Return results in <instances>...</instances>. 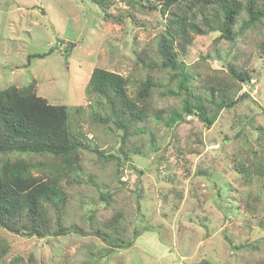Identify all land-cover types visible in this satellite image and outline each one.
<instances>
[{
	"label": "rangeland",
	"instance_id": "obj_1",
	"mask_svg": "<svg viewBox=\"0 0 264 264\" xmlns=\"http://www.w3.org/2000/svg\"><path fill=\"white\" fill-rule=\"evenodd\" d=\"M110 1L102 9L89 0H0V89L33 81L37 96L66 107L71 132L89 148L81 151L82 171L73 175L78 182L61 183L68 232L25 238L0 229V264H254L264 257V191L260 182H241L233 161L248 146L264 144L258 140L261 128L264 136V59L254 54L255 30L241 31L233 43L198 35L183 57L199 71L225 70L237 60L250 72L235 96L245 97L222 110L209 129L188 116L172 131L158 126L138 133L143 126L134 125L122 143L112 123L93 119L106 108L87 91L90 73L101 68L131 84L142 79L165 19ZM55 38L70 45L59 46ZM43 54L27 64L29 56ZM166 72L155 77L166 82ZM154 98L160 108L179 104ZM105 192L112 194L109 205L99 197ZM119 212L118 229L130 245L112 249L91 232ZM224 235L242 248L232 251Z\"/></svg>",
	"mask_w": 264,
	"mask_h": 264
},
{
	"label": "trees",
	"instance_id": "obj_2",
	"mask_svg": "<svg viewBox=\"0 0 264 264\" xmlns=\"http://www.w3.org/2000/svg\"><path fill=\"white\" fill-rule=\"evenodd\" d=\"M89 1L102 9L111 5L110 0ZM123 1L137 5L142 13L145 10L158 12L165 23L156 48L149 56L150 62L143 68L144 75L135 84L101 68H94L90 73L87 91L96 96L98 107L106 108L104 115L95 113L93 119L112 123L121 131L122 143L128 139L134 125L143 126L137 129L138 133L143 132V128L152 131L158 126L172 131L178 124L187 122L188 116L197 118L209 129L222 110L233 108L245 97L235 98L240 83H249L250 72L239 67L237 60L228 62L225 70L199 71L200 66L186 63L183 57L198 35L210 34L209 43L213 44L222 40L233 43L241 31L255 30L254 54L264 59V0ZM103 18L110 15L105 14ZM130 18L135 21L132 15ZM45 55L29 56L27 64L31 57ZM136 61L143 64L139 55ZM165 70L167 80L162 82L155 77V72ZM155 95L175 98L179 104L160 108L154 104ZM258 140H264L262 128ZM85 149L89 148L85 146L84 137L69 128L66 107L48 104L37 96L33 81L24 87L0 89V229L25 238L66 234L68 229L62 221L67 195L61 183L71 177L78 182L73 175L82 171L81 151ZM132 153L139 154L136 149ZM120 154L127 159L122 148ZM233 171L244 184L260 182L264 191V144L257 149L248 146L242 150L233 161ZM99 197L109 205L112 194L100 193ZM119 218L120 212L113 214L102 222L103 227H97L91 234L112 249L129 246L120 235ZM223 238L232 251L242 248L235 247L227 235ZM4 255L0 248V263L4 262ZM13 263L23 264L21 259ZM192 264L212 263L202 259ZM254 264H264V257Z\"/></svg>",
	"mask_w": 264,
	"mask_h": 264
},
{
	"label": "water",
	"instance_id": "obj_3",
	"mask_svg": "<svg viewBox=\"0 0 264 264\" xmlns=\"http://www.w3.org/2000/svg\"><path fill=\"white\" fill-rule=\"evenodd\" d=\"M55 41H56V43H57L59 46L64 45V44H66V45H70L69 42H66V41L63 40V39L55 38Z\"/></svg>",
	"mask_w": 264,
	"mask_h": 264
}]
</instances>
